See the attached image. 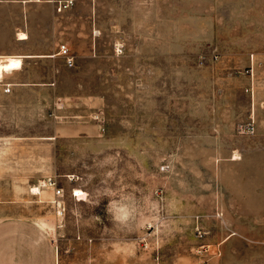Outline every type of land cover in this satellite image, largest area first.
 Returning a JSON list of instances; mask_svg holds the SVG:
<instances>
[{"label":"rangeland","instance_id":"obj_1","mask_svg":"<svg viewBox=\"0 0 264 264\" xmlns=\"http://www.w3.org/2000/svg\"><path fill=\"white\" fill-rule=\"evenodd\" d=\"M59 2L0 1L38 54L0 77V218L55 264H264V0Z\"/></svg>","mask_w":264,"mask_h":264},{"label":"crops","instance_id":"obj_2","mask_svg":"<svg viewBox=\"0 0 264 264\" xmlns=\"http://www.w3.org/2000/svg\"><path fill=\"white\" fill-rule=\"evenodd\" d=\"M0 1L5 2L8 0ZM20 1L26 3L31 0ZM26 39L18 40L24 41ZM14 41V39H11L0 44V58H2L0 61L7 56H20L23 64V61L28 57L38 56L36 53L15 51ZM19 83L14 82L13 85ZM56 196L58 197V195ZM55 263L56 250L51 235L39 223L25 217L7 216L0 218V264Z\"/></svg>","mask_w":264,"mask_h":264},{"label":"built area","instance_id":"obj_3","mask_svg":"<svg viewBox=\"0 0 264 264\" xmlns=\"http://www.w3.org/2000/svg\"><path fill=\"white\" fill-rule=\"evenodd\" d=\"M69 2H70V0L69 1L65 0V2H59L57 5V10L60 11L64 8H66L68 6ZM58 53L66 58L67 65L70 66L73 64L72 58L68 53V47L66 46V44L63 43V44L59 45ZM10 90H11L10 84L6 83L5 86L3 87V92H9ZM49 184L51 186H53V188L55 189V194L60 196L61 195V189L56 187L55 182L49 180ZM72 196L75 197L76 199H79L78 198L79 194H77L76 189L72 190Z\"/></svg>","mask_w":264,"mask_h":264},{"label":"bare ground","instance_id":"obj_4","mask_svg":"<svg viewBox=\"0 0 264 264\" xmlns=\"http://www.w3.org/2000/svg\"><path fill=\"white\" fill-rule=\"evenodd\" d=\"M26 37L27 36L23 32L18 33V39H23ZM17 65H18L17 56H7L4 61H0V77L3 75L4 71L14 69L17 67ZM33 189L35 190L36 188L34 187ZM76 192H77V194H83L84 193L80 189H76ZM79 199H81V198H79Z\"/></svg>","mask_w":264,"mask_h":264}]
</instances>
